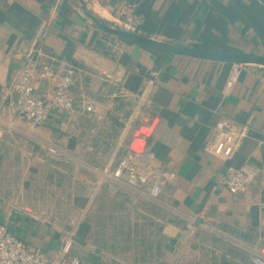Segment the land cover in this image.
<instances>
[{
    "label": "crops",
    "instance_id": "1",
    "mask_svg": "<svg viewBox=\"0 0 264 264\" xmlns=\"http://www.w3.org/2000/svg\"><path fill=\"white\" fill-rule=\"evenodd\" d=\"M124 4L145 37L264 57L254 0H0V225L53 261L71 239L87 264H252L264 256V67L226 94L233 63L149 49L90 18L113 25ZM31 63L43 94L76 72L75 109L34 129L11 94ZM226 119L248 131L231 162L209 152ZM129 154L142 169L152 155L158 197L112 178ZM230 164L257 171L246 195L219 184Z\"/></svg>",
    "mask_w": 264,
    "mask_h": 264
},
{
    "label": "built area",
    "instance_id": "2",
    "mask_svg": "<svg viewBox=\"0 0 264 264\" xmlns=\"http://www.w3.org/2000/svg\"><path fill=\"white\" fill-rule=\"evenodd\" d=\"M115 22L124 30L136 32L144 23V17L138 12L135 5L124 4L117 11ZM255 67L248 64H233L230 75L226 81L225 93H230L240 81L243 74ZM76 72L68 68L64 74L57 78L55 89L51 94H43L37 88L40 76L35 63H31L16 77L11 94L16 96L13 107L22 119L26 127L34 129L46 124L56 111L72 112L76 101L73 96V87L76 82ZM50 75V73H47ZM105 75L112 82H119L122 73ZM155 76L158 74L155 73ZM53 77V76H52ZM87 112H96L93 104L85 106ZM217 138L210 147V154L225 162H231L240 151L244 141L248 137L245 127H238L232 121L226 119L217 124ZM152 155L141 158L143 169L137 163V156L129 154L126 159L119 162L111 176L116 181H125L132 189L138 190L148 187L153 197L162 193L160 187L161 172L149 165ZM258 173L248 165L236 167L228 165L225 175L219 178V184L233 195H246L257 179ZM0 264H87L79 256L72 254V240L68 239L63 249V256L56 261L49 260L40 252L30 249L18 236L0 225ZM252 264H264V256L257 255L252 259Z\"/></svg>",
    "mask_w": 264,
    "mask_h": 264
},
{
    "label": "water",
    "instance_id": "3",
    "mask_svg": "<svg viewBox=\"0 0 264 264\" xmlns=\"http://www.w3.org/2000/svg\"><path fill=\"white\" fill-rule=\"evenodd\" d=\"M264 15V0H256ZM95 25L104 32L116 35L125 40L134 42L143 47L165 52L170 55L184 56L189 58H196L207 61H215L221 63H237L248 64L253 66L264 67V57L243 52H224L213 50H202L189 46H177L169 43L156 41L151 38L145 37L140 33L124 30L118 26H110L109 24L99 20L98 18L90 16Z\"/></svg>",
    "mask_w": 264,
    "mask_h": 264
},
{
    "label": "trees",
    "instance_id": "4",
    "mask_svg": "<svg viewBox=\"0 0 264 264\" xmlns=\"http://www.w3.org/2000/svg\"><path fill=\"white\" fill-rule=\"evenodd\" d=\"M247 13L251 17L252 24L254 25L257 34L261 37L262 41L264 42V15L257 1L254 0L253 7L248 8ZM195 48L202 50H213L211 47H208L206 45L197 46Z\"/></svg>",
    "mask_w": 264,
    "mask_h": 264
},
{
    "label": "rangeland",
    "instance_id": "5",
    "mask_svg": "<svg viewBox=\"0 0 264 264\" xmlns=\"http://www.w3.org/2000/svg\"><path fill=\"white\" fill-rule=\"evenodd\" d=\"M109 24V23H108ZM110 26H118V25H116L115 23H113V25L112 24H109ZM140 143H135L134 144V147H136L135 149H140Z\"/></svg>",
    "mask_w": 264,
    "mask_h": 264
},
{
    "label": "bare ground",
    "instance_id": "6",
    "mask_svg": "<svg viewBox=\"0 0 264 264\" xmlns=\"http://www.w3.org/2000/svg\"><path fill=\"white\" fill-rule=\"evenodd\" d=\"M136 148V147H135Z\"/></svg>",
    "mask_w": 264,
    "mask_h": 264
}]
</instances>
